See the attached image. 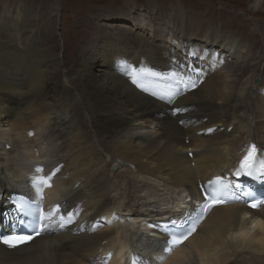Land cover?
Returning a JSON list of instances; mask_svg holds the SVG:
<instances>
[{"label":"bare ground","instance_id":"bare-ground-1","mask_svg":"<svg viewBox=\"0 0 264 264\" xmlns=\"http://www.w3.org/2000/svg\"><path fill=\"white\" fill-rule=\"evenodd\" d=\"M171 2L173 13L152 20L150 37L141 23L136 31L123 24L130 20L122 11L94 10L91 39L77 50V78L64 76L61 90L68 56L58 61L29 28L35 0L18 2L15 13L3 6L0 222H14L7 201L14 189L40 197L30 183L37 165L45 175L59 168L43 188L46 204L76 207L81 224L114 220L92 233L49 231L13 250L0 246V264H129L131 257L136 264H264V205L212 208L169 254L149 227L181 220L186 207L202 201L200 184L230 173L249 142L260 150L256 163L264 164V43L233 45L212 24L211 11ZM59 4L38 5L53 14ZM147 7L156 10L157 0ZM254 26L246 37L264 32ZM179 72L190 77L185 91L178 85L162 93L151 85L175 83ZM176 108L183 111L174 114Z\"/></svg>","mask_w":264,"mask_h":264},{"label":"rangeland","instance_id":"rangeland-1","mask_svg":"<svg viewBox=\"0 0 264 264\" xmlns=\"http://www.w3.org/2000/svg\"><path fill=\"white\" fill-rule=\"evenodd\" d=\"M22 0H0V12L3 6L8 5L13 13L17 12V4ZM51 1V0H50ZM59 8L57 12L50 14L45 7L40 8L39 3L45 0H35L32 15L28 18L34 25L33 28L39 32L42 46L51 47L52 51L58 53V61L65 60L68 56L67 64L61 65V74L58 80V88L63 87V77L66 76L72 80L77 78L76 67H78L77 50L84 46V43L91 39V33L95 29L92 13L98 9H106L108 11H122L129 16V22H122L128 27L137 30L138 23H141L145 30V35L150 37L151 32L155 29L154 18L159 16H167L173 13L172 0H157L158 7L152 11L147 7L148 0H59ZM178 1V0H173ZM185 8L198 11L200 8L211 11L214 15L212 24L220 29V34L226 39H233L234 44L241 42L245 46L264 43V32L257 31L255 38L246 37V33L255 30L254 24L264 27V5L263 0H179ZM16 5V6H15ZM166 6V7H165ZM169 7V8H168ZM263 7V8H262ZM171 8V9H170ZM245 9L256 13L257 10H263L262 16L246 14ZM95 10V11H94ZM151 11V12H150ZM35 14V15H34ZM43 18L41 20L42 15ZM140 21V22H139ZM110 23L108 21H105ZM137 24V26H135ZM250 24V25H249ZM49 25V26H48ZM124 25V26H126ZM137 28V29H135ZM144 29V28H143ZM256 31V30H255ZM246 32V33H245ZM173 46L172 44L165 42ZM174 49L177 46L173 47ZM247 49V48H246ZM183 54H187L183 51ZM197 59H204L198 56ZM172 98L167 99V103L172 104Z\"/></svg>","mask_w":264,"mask_h":264},{"label":"snow or ice","instance_id":"snow-or-ice-1","mask_svg":"<svg viewBox=\"0 0 264 264\" xmlns=\"http://www.w3.org/2000/svg\"><path fill=\"white\" fill-rule=\"evenodd\" d=\"M222 62V61H221ZM135 68L132 69V72L135 73ZM140 73H145V69H140ZM148 75H155V73H147ZM132 82L140 86L137 82L135 76L132 78ZM182 82L177 80V83ZM146 90V89H145ZM183 111V109L176 108L173 110L174 114ZM208 132H212L213 129H208ZM257 153L256 145H251L248 151V154L241 161V168L236 171V175H241V170L244 175H252V161ZM264 167V165H262ZM35 175L32 176L30 183L36 189L37 193L40 194L42 200V191L44 187H51V179L59 171V168L54 169L51 173L45 175L44 167L42 165L35 166ZM260 178H264L262 175ZM220 177H217L216 180H209L208 184L205 185L202 189V198L206 201L201 208L202 213H207L212 207L226 203L228 193L225 191L227 186H218ZM237 190H241L240 185L235 186ZM245 195L250 196L251 192L244 193ZM14 210L20 217L17 223L21 226H25L28 231L27 233H14L7 236L0 237V243L7 245L11 249H16L21 245H24L27 242L32 241L35 237L42 234L49 233L50 228L53 226L63 228L67 223L71 222L72 213H67V219L65 214L61 211V206L56 205L50 210L45 211L41 204L30 201L25 197L21 196L19 200H13ZM250 207H258L256 203H250ZM199 219V218H198ZM197 221H192L190 227H185L184 224H177L175 221H172L174 228L179 229V231L170 233L171 239L167 241L171 246H177L183 243L184 240L188 238L194 232L195 223ZM187 223V222H186ZM172 247L165 249L167 252H171Z\"/></svg>","mask_w":264,"mask_h":264}]
</instances>
